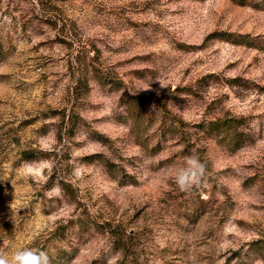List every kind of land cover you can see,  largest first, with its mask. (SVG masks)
<instances>
[{
  "label": "rangeland",
  "instance_id": "1",
  "mask_svg": "<svg viewBox=\"0 0 264 264\" xmlns=\"http://www.w3.org/2000/svg\"><path fill=\"white\" fill-rule=\"evenodd\" d=\"M21 248L264 264V0H0V251Z\"/></svg>",
  "mask_w": 264,
  "mask_h": 264
},
{
  "label": "clouds",
  "instance_id": "2",
  "mask_svg": "<svg viewBox=\"0 0 264 264\" xmlns=\"http://www.w3.org/2000/svg\"><path fill=\"white\" fill-rule=\"evenodd\" d=\"M159 83L161 87H166L163 83ZM206 171V164L198 156L190 155L185 158L184 166L175 169V184L180 191L190 193L194 188L201 185ZM0 264H51V261L48 254L43 250L21 248L17 249L10 257L0 251Z\"/></svg>",
  "mask_w": 264,
  "mask_h": 264
},
{
  "label": "trees",
  "instance_id": "3",
  "mask_svg": "<svg viewBox=\"0 0 264 264\" xmlns=\"http://www.w3.org/2000/svg\"><path fill=\"white\" fill-rule=\"evenodd\" d=\"M209 124H211L212 126H213V125H214V126L217 125V123H216L215 121H211Z\"/></svg>",
  "mask_w": 264,
  "mask_h": 264
}]
</instances>
